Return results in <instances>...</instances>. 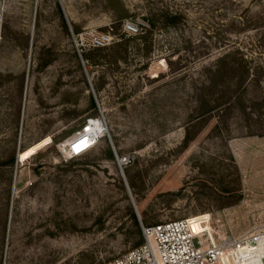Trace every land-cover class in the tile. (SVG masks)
I'll use <instances>...</instances> for the list:
<instances>
[{
	"label": "rangeland",
	"instance_id": "374dc122",
	"mask_svg": "<svg viewBox=\"0 0 264 264\" xmlns=\"http://www.w3.org/2000/svg\"><path fill=\"white\" fill-rule=\"evenodd\" d=\"M2 6L0 264H99L179 218L264 227V0ZM90 28L115 41L79 55L71 32ZM89 123L100 136L69 157Z\"/></svg>",
	"mask_w": 264,
	"mask_h": 264
},
{
	"label": "built area",
	"instance_id": "2783aa9c",
	"mask_svg": "<svg viewBox=\"0 0 264 264\" xmlns=\"http://www.w3.org/2000/svg\"><path fill=\"white\" fill-rule=\"evenodd\" d=\"M2 4L0 0V31ZM120 31L126 36H135L141 30L136 22L125 20ZM71 37L79 55L87 47L105 48L115 41L112 28L71 32ZM89 124L82 133L88 132ZM80 135L81 132L76 137ZM83 139L88 142L81 148L75 144L68 146L69 157H77L94 145L95 140H89V135ZM202 218L141 225L142 243L99 264H264V227L237 236L213 234L204 230Z\"/></svg>",
	"mask_w": 264,
	"mask_h": 264
},
{
	"label": "bare ground",
	"instance_id": "6f19581e",
	"mask_svg": "<svg viewBox=\"0 0 264 264\" xmlns=\"http://www.w3.org/2000/svg\"><path fill=\"white\" fill-rule=\"evenodd\" d=\"M2 20H3V8H2V18H1V22H2ZM92 125L89 124V128L87 129L88 130L87 133H82V132H84V128H85L84 127L82 129L81 135L79 137L73 139L70 143H68V146L75 144V146H77L78 148L83 147L88 142V141H86V140L83 139V137L85 135H89V140L92 141L94 139L95 140L94 143H95L96 142V139H98V137L100 136L99 134H100L101 131L99 132V130H97V127L98 126H95L94 124H92Z\"/></svg>",
	"mask_w": 264,
	"mask_h": 264
},
{
	"label": "water",
	"instance_id": "95a60500",
	"mask_svg": "<svg viewBox=\"0 0 264 264\" xmlns=\"http://www.w3.org/2000/svg\"><path fill=\"white\" fill-rule=\"evenodd\" d=\"M94 97H95V96H94ZM95 101H96V98H95ZM107 136H108V139H109V142H110V145H111V149L115 152L114 147H113V144H112V141H111V139H110V136H109V135H107ZM123 162H124V160H118L119 170H120V173H121L122 179H123V181H124L125 187L127 188V191H128V193H129L130 199H131L132 202H133V198H132V196H131L130 190H129V188H128V186H127V183H126V180H125V176H124L123 171H122L121 164H122Z\"/></svg>",
	"mask_w": 264,
	"mask_h": 264
}]
</instances>
